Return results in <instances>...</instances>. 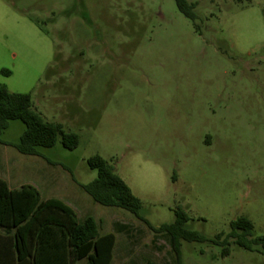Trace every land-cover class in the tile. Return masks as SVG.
I'll return each instance as SVG.
<instances>
[{"label": "rangeland", "instance_id": "374dc122", "mask_svg": "<svg viewBox=\"0 0 264 264\" xmlns=\"http://www.w3.org/2000/svg\"><path fill=\"white\" fill-rule=\"evenodd\" d=\"M188 2L194 20L176 0H0V83L79 135L41 155L0 143V175L43 197L79 195L78 217L117 236L112 264H179L151 227L179 206L209 239L240 216L264 236V0ZM25 129L11 120L2 139ZM94 155L140 198L142 218L82 188ZM230 248L183 240L182 264H264V251Z\"/></svg>", "mask_w": 264, "mask_h": 264}, {"label": "trees", "instance_id": "16d2710c", "mask_svg": "<svg viewBox=\"0 0 264 264\" xmlns=\"http://www.w3.org/2000/svg\"><path fill=\"white\" fill-rule=\"evenodd\" d=\"M180 10L195 19L196 3L176 0ZM2 72L9 75V69ZM14 119L22 120L26 129L16 143L2 139L3 131ZM62 144L74 149L79 135L68 131L59 122L47 120L35 106L29 92H13L0 83V143L12 145L23 154L41 155L40 147ZM88 165L97 170V177L82 184V188L102 205L122 207L141 217L142 202L115 167L101 155L88 159ZM176 219L161 226H151L165 232L182 264V241L211 242L223 246L222 254L229 255L234 243L250 250L264 251V236L254 235V223L247 216L231 222L230 231L209 239L200 231L187 227V211L179 206ZM0 264H112L117 237L114 232L101 233L99 223L92 215L83 219L76 210L57 197L43 198L33 184L12 188L0 177Z\"/></svg>", "mask_w": 264, "mask_h": 264}, {"label": "crops", "instance_id": "0c3cea01", "mask_svg": "<svg viewBox=\"0 0 264 264\" xmlns=\"http://www.w3.org/2000/svg\"><path fill=\"white\" fill-rule=\"evenodd\" d=\"M0 177H2V178H4V179H6L7 181H8V179L7 178H5V177H3V175H0ZM8 183H9V185H10V182L8 181ZM25 184H27V183H25ZM30 184H33V183H30ZM23 185V184H22ZM33 185H35V184H33ZM11 186V185H10ZM39 190H40V188L37 186V185H35ZM12 187V186H11ZM12 188H18V187H12ZM41 191V190H40ZM41 193H42V191H41ZM43 196V195H42ZM50 197H53V196H49V197H43V198H50ZM57 198H60V199H62L63 201H65L67 204H69L70 206H72L75 210H76V207H74L73 206V204H77L80 200H81V197L79 196V195H77L75 198H69L68 197V199H65V198H61V197H57ZM0 233H2L3 234V229L2 228H0ZM117 237V236H116ZM117 244V243H116ZM116 248V247H115ZM114 252H115V250H114Z\"/></svg>", "mask_w": 264, "mask_h": 264}]
</instances>
